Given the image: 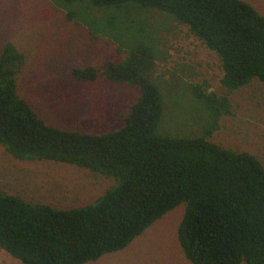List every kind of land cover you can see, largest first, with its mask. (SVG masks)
I'll return each mask as SVG.
<instances>
[{
    "label": "trees",
    "instance_id": "trees-1",
    "mask_svg": "<svg viewBox=\"0 0 264 264\" xmlns=\"http://www.w3.org/2000/svg\"><path fill=\"white\" fill-rule=\"evenodd\" d=\"M48 1L119 55L99 67L72 68V79L101 78L136 87L139 96L117 130L89 134L49 126L17 93L23 54L10 42L3 45L0 145L17 160L64 163L115 184L93 204L72 209L0 190V249L23 264H85L125 249L185 204L177 238L191 264H264V168L254 156L209 140L219 120L232 114L230 94L254 79L264 84V17L241 0ZM166 22L186 27L216 54L223 95L155 75L167 56ZM180 91L182 111L198 114V126L188 132L169 130L163 118L166 98Z\"/></svg>",
    "mask_w": 264,
    "mask_h": 264
},
{
    "label": "rangeland",
    "instance_id": "rangeland-1",
    "mask_svg": "<svg viewBox=\"0 0 264 264\" xmlns=\"http://www.w3.org/2000/svg\"><path fill=\"white\" fill-rule=\"evenodd\" d=\"M264 17V0H241ZM164 16L156 15L163 21ZM166 60L156 76L199 84L223 95L221 66L215 53L186 27L165 23ZM169 24V25H167ZM10 42L25 61L17 76V93L49 126L67 131L100 134L119 129L139 96L136 87L106 82L80 83L72 79L75 67H99L119 55L106 39L91 38L86 30L64 18L48 0H0V52ZM166 98L163 113L169 130L189 131L198 126V114L182 111L178 94ZM166 95V92H165ZM232 114L219 120L209 140L233 152L254 156L264 168V84L254 79L229 96ZM188 111V112H187ZM184 114V115H182ZM115 184L113 178L52 161H20L0 145V190L26 202L72 209L93 204ZM185 211L181 204L154 222L125 249L85 264H191L184 256L177 229ZM0 264H23L0 249ZM245 264V263H241Z\"/></svg>",
    "mask_w": 264,
    "mask_h": 264
}]
</instances>
